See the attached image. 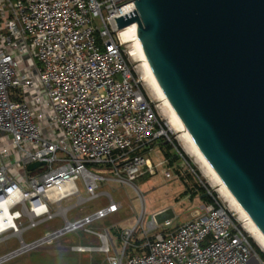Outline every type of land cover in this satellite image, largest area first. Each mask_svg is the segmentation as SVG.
<instances>
[{"label": "built area", "instance_id": "2783aa9c", "mask_svg": "<svg viewBox=\"0 0 264 264\" xmlns=\"http://www.w3.org/2000/svg\"><path fill=\"white\" fill-rule=\"evenodd\" d=\"M135 9V0H0V195L12 184L21 189L23 198L10 211L19 213L22 232L55 218L53 205L72 196L81 204L97 199L102 181L135 186L151 169L146 153L159 140L175 145L120 35L116 18ZM38 161L45 164L28 169ZM91 164L114 173L99 174ZM161 173L175 177L171 167ZM67 183L70 190L52 195ZM206 189L213 201L205 214L171 233L158 231L157 214L144 226V208L118 244L110 227H92L120 210L110 196L106 206L75 221L65 217L60 235L85 231L98 244L73 249L102 253L107 264H264L245 220L214 187ZM139 226L146 241L133 245Z\"/></svg>", "mask_w": 264, "mask_h": 264}, {"label": "water", "instance_id": "95a60500", "mask_svg": "<svg viewBox=\"0 0 264 264\" xmlns=\"http://www.w3.org/2000/svg\"><path fill=\"white\" fill-rule=\"evenodd\" d=\"M135 7L115 17L119 29L132 24L184 131L264 235V0H135Z\"/></svg>", "mask_w": 264, "mask_h": 264}, {"label": "rangeland", "instance_id": "374dc122", "mask_svg": "<svg viewBox=\"0 0 264 264\" xmlns=\"http://www.w3.org/2000/svg\"><path fill=\"white\" fill-rule=\"evenodd\" d=\"M133 44L134 41L130 44L128 43L127 49L129 50V45L133 48ZM129 59L136 78L141 80L143 89L154 103L156 114L166 126L172 139L187 156L188 163L183 161V167H185L189 175H193V183H196L195 185H198L197 187H203L206 191V186L211 189L214 187V194L217 195V198L225 206L230 207L235 211L238 217L241 218L231 200H228L223 193L219 192L220 187L216 186L218 184L212 179L206 165L195 153L192 152L189 143L184 138L185 136L173 121L170 110L151 83L144 61H142L141 58L135 59L131 56ZM169 145L174 148V151L178 149V147L173 144L169 143ZM89 168L92 171L103 175L111 176L114 173V170L112 169L103 170V168L94 164L89 165ZM162 168H160L156 174L152 175L153 179L151 180L149 179V176L143 177V175L139 177L134 181L135 186L115 181H102L99 183L98 189V192L102 194L97 199L90 201L89 203L81 204L78 197L72 196L59 205H53V212L58 214L55 218L46 220L37 227L27 229L22 233L9 231L2 234L0 238V259L1 257L15 251H18L17 253L19 254L14 255L7 260L0 261V264H107L105 261V255L102 253H80L73 249L78 245L98 244L97 239L88 236L83 230L62 234L45 243L40 242L37 246L27 249H23V242L30 244L38 241L46 235L61 230L65 225V217L70 221H75L88 212L106 206L109 202L110 196L116 202L122 203L123 207H121L116 214L96 222L92 227L96 229L111 227L115 239L118 236L120 237V234L124 229L134 227L140 222L144 208V226H146L151 220L154 212L162 209H165V214L164 212L157 214L159 215L158 221H160L159 219L162 220L158 230L167 232L170 230L171 226L175 227L180 223L188 221L193 217L190 209H192L194 204L196 205V209L200 208L199 205L201 202L199 201V197L196 196L193 199L188 197L186 198L185 204H181L182 201L178 199L183 190H191L193 183L192 181H189L188 183L183 181L184 186H182L178 180L167 179L162 173H160ZM196 171H198L199 174H197ZM158 173L159 175H157ZM176 184L178 186H176ZM78 185L82 195L85 196L86 192L81 180L78 181ZM188 210L190 211L187 212ZM172 214L175 218L173 217L174 219H172L171 222L164 223L165 217ZM26 220L27 217L23 219V222L27 223ZM243 224L254 246H256L259 252L264 254V248L258 243L256 238H254L250 225L248 223L245 225V222H243ZM145 241L146 237L143 233L142 227L139 226L137 234L132 240V244H141ZM18 249H20V251Z\"/></svg>", "mask_w": 264, "mask_h": 264}, {"label": "crops", "instance_id": "0c3cea01", "mask_svg": "<svg viewBox=\"0 0 264 264\" xmlns=\"http://www.w3.org/2000/svg\"><path fill=\"white\" fill-rule=\"evenodd\" d=\"M146 156L148 158V163H149V166L151 167V169H149V171H147L146 175H144L143 177L149 176V179L151 180V179H153L152 175L156 174L160 168L171 167V168H173L174 173H175V177L173 179L178 180V182H180L182 186H184L183 181H185L186 183H188L189 181L190 182L192 181V183H193L194 177H193V175H189V173L186 171L185 167H183L184 166L183 165V159L180 157L178 149H176L174 151V148L173 147L170 148L168 142H166L164 140H159L153 146V149L150 152L146 153ZM100 168H103V170H111V169L113 170V168H111L110 166H100ZM157 175H159V173ZM109 182H114V180H110ZM195 184L196 183H193V187H191V190H187V189L183 190V192L180 194V198L178 199V200L182 201L181 204H185L186 198L189 197V198L193 199L196 196L199 197V201L201 202V204L199 205L200 208L196 209L195 208L196 205L194 204L192 209H190L191 211L190 210L187 211V212L190 211L191 215L193 216L188 221L195 220V219L203 216L205 214L204 207L210 203V202L205 200V198L208 196V195L207 196L205 195L207 193V191H204L202 189L203 187H197L198 185H195ZM176 186H178V185L176 184ZM120 205H121V207H123L122 203H120ZM161 212H164V214H165V209L156 211L153 214H158ZM187 214H189V213H187ZM157 217L159 218V215H157ZM173 217L175 218V216L173 214L167 215L164 219V221H165L164 223L171 222L172 219H174ZM159 220H160L159 223H161L162 220L161 219H159ZM188 221H185V222H188ZM185 222H183V223H185ZM183 223H180V224L176 225L175 227L171 226L170 230L167 232L162 231V230H158V231L164 232V233H171L172 231H174L177 227H179ZM111 230H112V228H111ZM112 234H113V232H112ZM113 236H114V234H113ZM115 240L118 242V244L121 243L119 236Z\"/></svg>", "mask_w": 264, "mask_h": 264}, {"label": "bare ground", "instance_id": "6f19581e", "mask_svg": "<svg viewBox=\"0 0 264 264\" xmlns=\"http://www.w3.org/2000/svg\"><path fill=\"white\" fill-rule=\"evenodd\" d=\"M120 35H121V38L127 44L128 43L130 44L132 41H134L133 48H131L130 45H129V54H130V56L133 57V58H135V59L136 58H138V59L141 58V60L144 61V64L146 66V70L148 72V75H149V78L151 80V83L153 84L155 90L158 92L159 96L165 102V104L167 105L168 109L170 110L171 115L173 117V121L175 122V124L178 127V129L185 136L184 138L189 143L192 152L195 153L203 161V163L208 168L207 170L210 172V174L212 176V179H214V181L217 182L218 185H216V186H219L220 187L219 188V192L223 193L228 200H231V202L233 203V205L236 207L235 208L236 211L240 214L241 218H243L245 220V225H247V223L250 225V227L252 228V232H253L254 238H256V240L258 241V243L264 248V235L258 230V228L255 226V224L252 222V220L249 218V216L244 212V210L234 200V198L231 196V194L229 193V191L227 190V188L224 186V184L222 183V181L213 172V170L208 166V164L206 163L205 159L202 157V155L196 149L195 145L193 144V142L190 139V137L188 136V134L184 131V128L182 127L181 123L179 122L178 118L176 117L175 113L173 112V110H172V108H171L168 100L166 99V97H165L164 93L162 92L160 86L158 85L157 81L153 77L152 73L149 71V69H148V67H147V65L145 63V60L142 58V55L140 54V50H139L137 44L135 43V39H134V35H133V27H132V24L129 25V26H127V27H125V28H123L120 31ZM70 188H71V184L70 183H67L65 185L59 186V187H57V188H55L53 190L52 195L57 197V196H59L61 194H64L66 191L70 190ZM14 223L16 225L14 228H9L8 230L0 233V235L4 234L6 232H9V231H13L14 233H22V231L19 228L18 223H17L16 220H15ZM38 244H40V242ZM38 244H26V243L23 242V249H27V248H30V247H34V246H37Z\"/></svg>", "mask_w": 264, "mask_h": 264}, {"label": "clouds", "instance_id": "9594fccd", "mask_svg": "<svg viewBox=\"0 0 264 264\" xmlns=\"http://www.w3.org/2000/svg\"><path fill=\"white\" fill-rule=\"evenodd\" d=\"M22 198L23 193L17 184H12L0 195V233L16 226L14 222L19 218V213H12L10 209Z\"/></svg>", "mask_w": 264, "mask_h": 264}, {"label": "trees", "instance_id": "16d2710c", "mask_svg": "<svg viewBox=\"0 0 264 264\" xmlns=\"http://www.w3.org/2000/svg\"><path fill=\"white\" fill-rule=\"evenodd\" d=\"M174 143H175V145L174 146H177L178 147V145L176 144V142L174 141ZM170 146V148L172 147L171 145H169ZM178 150L180 151V152H182L184 155H185V153L182 151V149L181 148H179L178 147ZM185 157L187 158V156L185 155ZM195 169V168H194ZM197 172V174H199V172L198 171H196ZM204 191H206L204 188H202ZM205 200L206 201H208V202H212L213 201V199H212V196H210V195H208L206 198H205ZM97 242H98V240H97ZM254 245V244H253ZM255 247V249H256V251L262 256V258L264 259V254L263 253H261V252H259V250H257V248H256V246H254ZM134 249H132V248H130L129 249V254H134Z\"/></svg>", "mask_w": 264, "mask_h": 264}]
</instances>
